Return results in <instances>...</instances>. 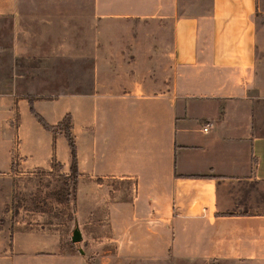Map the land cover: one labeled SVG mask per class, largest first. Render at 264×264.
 <instances>
[{
	"label": "crops",
	"instance_id": "1",
	"mask_svg": "<svg viewBox=\"0 0 264 264\" xmlns=\"http://www.w3.org/2000/svg\"><path fill=\"white\" fill-rule=\"evenodd\" d=\"M19 3L0 0L1 52H17L9 33L20 18L30 21V30L74 22L70 47H58L51 63L0 79L9 84L0 107L12 109L7 118L19 114L18 152L29 167L53 158L69 164L70 148L58 153L61 131L44 127L47 137L22 142L17 104L28 103L31 112L33 95L53 124L70 112L79 156L78 220L92 224L107 204L113 233L107 240L114 249L86 252L82 261L63 251L59 260L264 264V211L240 210L227 187L232 180H264L261 0H87L88 14L103 26L85 29L79 27L81 0H21L22 11ZM23 49L29 59L36 54L30 43ZM62 60H70L72 89L29 90L16 99L11 85L55 77ZM63 95L71 96L72 107L56 111L55 119L38 109L40 100ZM108 178L133 179L134 194L110 200ZM32 244L30 232L13 233V254L30 255Z\"/></svg>",
	"mask_w": 264,
	"mask_h": 264
},
{
	"label": "rangeland",
	"instance_id": "2",
	"mask_svg": "<svg viewBox=\"0 0 264 264\" xmlns=\"http://www.w3.org/2000/svg\"><path fill=\"white\" fill-rule=\"evenodd\" d=\"M86 1L81 0L79 5L80 29L102 27V21L92 20L91 14H88L91 13L92 5ZM17 5L19 11H22L21 0ZM261 6L264 13V0H261ZM38 22L36 21V23ZM73 22L65 20L62 21V27L53 25L50 28L45 25L42 29L39 24H33L30 30V21H24L21 18L16 20L15 28L9 35L15 39L18 50L15 54L0 51V79L7 73L16 71L22 74L29 71L28 66L51 63L54 54L58 52V47H70L71 35L69 32L73 28ZM32 27L35 28L33 30L35 35H33ZM58 32L64 34L57 35ZM42 34L43 37H41ZM1 38L0 44L3 43ZM40 38L42 39L41 42ZM29 43L36 50L35 55L29 56L31 59L26 56L27 50L23 49ZM41 50L43 55L40 54ZM10 63L12 66L8 68ZM59 66L60 68L56 69L55 77L38 76L27 80L19 79L14 85H11V90L15 88L18 92L15 93L16 99L27 96L30 93L29 90L62 92L66 89H72L70 60L69 62L62 60ZM31 70L40 72V69ZM47 70L49 69L44 68L43 72ZM8 87L9 84L0 82V92L9 89ZM3 105L0 107V264H71L73 261H78L76 260L78 257L82 261V256L86 252H96L105 248L114 249L113 241L107 240L113 234L106 216L108 205L101 204L99 211L93 216L97 218L96 221L94 220L89 225L80 223L78 220L77 200L64 203L51 197L50 193L62 186L63 175L69 173L70 163L64 165L61 160L57 159L56 162L51 161L46 165L26 166L23 156L18 152L17 126L19 114L15 111L11 118H7L6 112H12V109L5 107V104ZM65 107H72L71 96L63 95L56 99H42L38 104V109L51 119H55L56 111H61ZM17 109L21 115V123H23L21 128L22 142H26L30 146L38 137L40 139L47 137L46 131L48 133L50 131L46 130L29 111L28 103L23 106V102H19ZM63 141L64 144L58 145V153L60 152L62 156L66 153L69 154V145L64 136ZM8 160H10L9 167H7ZM106 182L111 190L110 200L129 198L135 192L136 184L133 179L108 178ZM227 187L239 199L240 210L264 211V180L255 178L232 180ZM77 225L82 230L83 239L74 242L72 234ZM16 230L30 232L33 241L30 255L13 254L12 240ZM46 242L47 245L43 244ZM52 243L54 244L52 245ZM63 251L78 256L75 260L70 256L69 260L61 261L59 257ZM84 262H88L86 257ZM89 263L92 262L89 261Z\"/></svg>",
	"mask_w": 264,
	"mask_h": 264
},
{
	"label": "trees",
	"instance_id": "3",
	"mask_svg": "<svg viewBox=\"0 0 264 264\" xmlns=\"http://www.w3.org/2000/svg\"><path fill=\"white\" fill-rule=\"evenodd\" d=\"M31 112L39 120V122L47 129L52 131H61L65 134L70 148V171L63 175V184L59 189H55L50 193V196L59 202L70 203L77 200L79 186V156L76 137L73 131L72 114L69 112L57 123L49 122L46 117L41 114L35 107L33 95H28ZM57 158H53L56 162Z\"/></svg>",
	"mask_w": 264,
	"mask_h": 264
},
{
	"label": "water",
	"instance_id": "4",
	"mask_svg": "<svg viewBox=\"0 0 264 264\" xmlns=\"http://www.w3.org/2000/svg\"><path fill=\"white\" fill-rule=\"evenodd\" d=\"M83 239V233L82 230L80 228L79 225H77L74 229H73V234H72V240L74 242L80 241ZM83 251V250H82Z\"/></svg>",
	"mask_w": 264,
	"mask_h": 264
},
{
	"label": "built area",
	"instance_id": "5",
	"mask_svg": "<svg viewBox=\"0 0 264 264\" xmlns=\"http://www.w3.org/2000/svg\"><path fill=\"white\" fill-rule=\"evenodd\" d=\"M205 129H207V127H205Z\"/></svg>",
	"mask_w": 264,
	"mask_h": 264
}]
</instances>
